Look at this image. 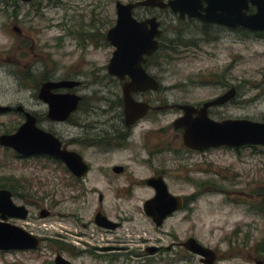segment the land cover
Segmentation results:
<instances>
[{"label":"rangeland","instance_id":"rangeland-1","mask_svg":"<svg viewBox=\"0 0 264 264\" xmlns=\"http://www.w3.org/2000/svg\"><path fill=\"white\" fill-rule=\"evenodd\" d=\"M117 1L124 4L131 2L60 0L63 5L52 6L49 0H40L44 4L41 9L39 6L25 5L23 0H0V105L14 108L22 105L28 111L40 113L44 107L36 95L47 65L57 63L60 78L66 77L64 71L68 67L75 68L74 76L78 77V73L87 76L93 70L89 68V63H96L99 67L105 65L104 52L86 57L85 62L81 60L82 55L76 50L77 33L83 27L93 28L94 24L96 28L105 27L104 31L113 28L116 24ZM101 4L105 5L102 12L99 10ZM100 19H105L103 25ZM15 28L22 31L24 36L14 31ZM75 29L76 36L69 37L68 33H73ZM167 29H171V32L167 33L169 40L166 44H175L177 53L168 49L170 59H159L161 63L150 68V71L157 72L164 91L149 95L146 99L169 106L185 102L197 105L219 96L222 91L218 89L229 85L238 92L235 104L228 109L215 111L214 119L218 121L223 116L225 119L264 123V34L215 32V35L219 34L218 41L193 45L173 41L179 27ZM60 39H63L64 47H59ZM78 81L87 85L92 82L88 78ZM113 91L117 92L115 96L102 87H89L82 89L81 94L91 97L93 103L94 98H107L114 104L116 97L122 96V93L119 88ZM98 106L96 110L100 112L109 107L103 102ZM100 112L92 118H107L101 116ZM178 117L177 111L164 117H152L143 124V128L171 126L173 140L178 136L173 128ZM23 123L24 120L16 114L0 116V137L15 133ZM159 161L166 164V170L171 174L167 179L171 193L197 200L189 203L186 211L170 219L162 231L140 218L135 224L137 234L132 235V238L129 237L132 224L125 225L121 237L117 234L109 236V240H122L124 248L129 250V253L124 252L123 263L118 264H165V261L155 260L160 259L159 256H149L145 252L146 247L168 248L173 244L185 243L190 238L216 251L218 264H257V261H264L263 148L218 151L209 156L168 154ZM209 165L213 166L214 172L219 171L221 176L218 177L213 171L210 173ZM45 168L51 170L52 166L42 160H18L10 151L0 147V189L5 186L4 180L9 174L31 179L33 175L44 172ZM208 182L214 189L206 188ZM203 184L206 185L204 190L201 188ZM33 187L37 188L36 185ZM41 188L43 195L51 193L50 187ZM139 195L143 199L150 198L146 193ZM72 207L71 211L84 224L90 222L96 209L81 204ZM76 232L85 233L81 227ZM79 248L83 249V246ZM177 254L174 251L165 255L171 264H200L198 257L184 250L181 255ZM28 257L33 258L32 255ZM85 261L86 264H94L89 258H85ZM0 264L41 262L22 256L0 255Z\"/></svg>","mask_w":264,"mask_h":264},{"label":"flooded vegetation","instance_id":"flooded-vegetation-1","mask_svg":"<svg viewBox=\"0 0 264 264\" xmlns=\"http://www.w3.org/2000/svg\"><path fill=\"white\" fill-rule=\"evenodd\" d=\"M49 1L52 6L63 5L60 0ZM145 1L147 0H131V2L126 4L119 1L116 3V24L118 21L117 5L119 3L126 6L138 5L132 12L134 20L139 24H146L147 28L145 30L148 32L151 31V27L154 25H158L161 32L158 40L159 49L151 56H145L144 58L146 61L144 69L150 77L159 83L160 90L133 95L135 102L146 104L150 108L147 115L143 118L135 123L127 121L123 90L125 84L131 82L130 77L126 76L125 81H121L117 76H111L109 72V65L118 49L108 40V34L116 24L108 31L103 30L105 27L96 28V24H94L93 28L91 26L83 27L77 33L76 50L82 55L80 57L82 61L92 54L104 52L105 65L99 67L96 63H89V68H93V70L87 76L78 73V77H76L74 76L76 74L75 68L68 67L64 71V74H67L66 77L60 78L57 63L52 66L47 65L48 67L44 70V74L41 75L42 80L38 85V94L36 95L37 100L44 107V110H40V113L28 111L22 105L15 108L13 106H3L8 108L9 111L0 113V116L16 114L24 120L18 130L26 123L27 115L36 118L37 127L51 134L61 144L59 153L77 154L87 166V172L85 176L80 178L65 162L57 157L46 155L24 156L11 149L4 148L10 151L12 156L18 160H42L49 162L52 168L51 170L44 169V172H47L46 175L41 172L33 175L31 179L10 174L5 177V186L0 189V194H3L0 197V223L32 236L35 239L34 242L38 243V247L31 250L0 251V255L22 256L31 260L37 259L41 264H57L60 258L71 264H86L85 258H89L94 264L123 263L124 252L129 253V250L124 248L125 244L122 240L118 238L114 241L109 240V236L117 234L118 237H121L124 233L125 225L132 224L131 230L129 229V237L132 238V235L137 234L135 224L140 218L150 222L158 231H162L170 219L186 211L188 204L197 200H194L193 197L184 198L171 193L167 183V179L171 174L166 170V164L164 162L162 164L159 161L161 157L168 154L187 157L190 155L209 156L218 151L235 152L234 149L225 147L206 149L204 151H194L187 148L183 142L184 130L175 128L174 124L176 121L173 123V128L177 131L178 136L173 140H171L170 134L171 126H162V128L158 129L143 128V124L148 123L152 117H164L173 111H177L179 114L177 120L184 118L185 113L176 109V107L190 106L201 110L205 105L219 100L232 90H236L233 86L230 87L228 85L224 88H219L218 91H222L219 96L197 105L185 102L181 105L174 104L169 106V104L163 103L155 104L150 98H146L149 95L164 91L158 81L157 72L150 71V68L161 63L158 62L159 59H167V61L170 59L167 53L169 52L168 49L175 54L177 53L175 44H170L169 46L171 47L166 44L167 33L171 32V29L166 30V27H179L175 33L174 42L193 43V45L218 41L219 34L215 35V32H251L242 28L231 29L208 24L199 18H189L187 15L182 16L170 6V3L176 0H159L157 7H142L139 5ZM188 1L189 6L193 8L202 0ZM23 3L25 5L39 6L41 9L44 6L42 2L40 3V0H35L31 3L23 0ZM103 5L101 4L99 8L101 12L105 7ZM164 6L166 7L163 8ZM200 6L206 8V4ZM103 20H99L101 25H103ZM153 21L154 25L151 24ZM75 31L77 30L75 29L73 33L69 32L68 36L74 38L76 36ZM20 32L24 36L22 31ZM60 43L59 47H64L63 39H60ZM29 74L32 73L29 72ZM82 78H88L92 82L87 85L78 81V79ZM60 82H77L79 86L72 90H53L51 94L54 96L77 95L81 98V102L77 110L67 120L57 122L49 118L50 107L40 97L45 84ZM89 87H102L107 89V93L112 96L117 94L113 89L119 88L122 96L116 97V103L114 104L109 102L107 98L99 100L94 98L93 103L91 97L81 94L82 89H89ZM95 94L97 95V93ZM237 96L238 92L236 90V94H234L231 101L222 106L209 108V118L216 121L213 113L219 109H228L234 106ZM102 102L108 104L109 107L100 112L96 108ZM99 112L101 116L107 118L103 120L99 118L93 119L99 115ZM222 117H219L216 122L232 120L231 118L225 119ZM196 118L197 116L194 115L193 120ZM44 125H47V127ZM209 166L211 173L213 166ZM198 170L201 173L203 172L202 169ZM214 173L218 177L221 176L219 171ZM207 175L210 176L209 174ZM227 177H229V173ZM153 180H162L173 196L184 200L183 209L169 216L161 228H158L145 213V205L153 201L157 196L155 188L150 184ZM34 185L37 188H34ZM41 186L50 187L51 193L43 195ZM205 186L203 184L201 188L203 189ZM207 187L208 189H214L209 182ZM143 193L148 194L150 198H141L139 194ZM76 204L96 208L89 223H82L81 218L76 217L75 213L71 211L73 209L72 205ZM79 227L85 233L76 234ZM164 236L170 237V235ZM95 238H97L96 241H94ZM182 245L183 243L173 244L168 248L146 247L145 252L155 258L159 256L160 259H155L158 262L165 261V264H171V260L166 258L165 254L168 253L169 255L177 251L181 255L183 250L188 253ZM82 246L83 249L79 248ZM154 249H157V251L151 253ZM29 255H32L33 258L28 257ZM199 260L200 264H202V259L199 258ZM218 263L219 256L216 264ZM256 263L264 264V261H257Z\"/></svg>","mask_w":264,"mask_h":264},{"label":"water","instance_id":"water-1","mask_svg":"<svg viewBox=\"0 0 264 264\" xmlns=\"http://www.w3.org/2000/svg\"><path fill=\"white\" fill-rule=\"evenodd\" d=\"M35 0H26L31 3ZM159 0H147L139 5L142 7H157ZM198 1V0H196ZM206 4V8L200 5ZM138 5H117L118 21L109 31L108 40L118 49L109 65L111 76H117L125 81L126 76L131 82L124 86L125 114L128 122L135 123L149 112L146 104H138L133 99L134 94L157 92L159 83L150 77L144 69L145 56H151L159 49V26L154 25L151 31L145 30L146 24L137 23L132 17L134 8ZM176 13L189 18H199L201 21L231 29L242 28L254 33L264 32V0H202L197 6L190 7L188 0H176L170 3ZM160 7V5H159ZM164 6L163 8H165ZM254 10V13L251 11ZM14 31L21 33L18 28ZM77 82H60L45 84L41 91V99L50 107L49 118L53 121L67 120L73 114L81 98L77 95L54 96L53 90H72L77 88ZM236 90H232L219 100L207 104L201 110L190 106H178L176 109L185 113V117L174 124L178 130H184L183 142L194 151H204L212 148L228 147L241 149L245 147L264 148V123L248 120H227L216 122L209 118V108L222 106L232 100ZM9 109L0 106V113ZM197 118L193 120V116ZM0 146L11 149L24 156L57 157L67 164L78 177L85 176L87 166L83 160L73 153H59L61 144L51 134L37 127V120L27 115L26 123L15 135L0 137ZM155 188L156 198L145 205L146 215L153 220L158 228L164 221L184 207V200L173 196L162 180L150 182ZM3 194H0V197ZM21 231L0 223V251L31 250L38 247L35 239ZM182 247L190 254L202 259V264H216L217 253L201 245L195 239H189ZM154 249L151 253H154ZM57 264H71L60 258Z\"/></svg>","mask_w":264,"mask_h":264}]
</instances>
